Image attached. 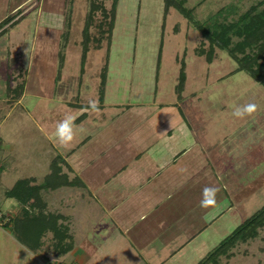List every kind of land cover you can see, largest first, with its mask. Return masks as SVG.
I'll use <instances>...</instances> for the list:
<instances>
[{
    "label": "rangeland",
    "instance_id": "rangeland-1",
    "mask_svg": "<svg viewBox=\"0 0 264 264\" xmlns=\"http://www.w3.org/2000/svg\"><path fill=\"white\" fill-rule=\"evenodd\" d=\"M258 2L262 3L260 6L264 5V0H187L185 6L193 8L194 20L212 26L214 21L236 18L238 14ZM60 4L61 6L58 7L39 2L35 11L37 14L41 12L36 24L42 29L43 27L53 28L61 33L58 42L61 51L65 50L64 59L68 65L65 64L62 70V82L58 86V90L65 92L57 96L66 95L64 97L66 99L86 103L97 101V90L87 89L92 82L90 75L97 74L100 65L107 61L109 86L106 89V100L110 102L120 99L126 102H149L150 99L152 102L149 86L155 83L156 70V100L155 98L154 100L170 103L177 100L174 87L183 62L186 79L182 99H178L180 107L178 109L197 132L203 131L197 134L200 137L199 140L204 138L207 148H212L217 143L216 146L219 145V148H216L217 151L222 148L227 150L238 147V142L244 141V138L252 143L254 133L248 131L253 128H248L247 124H254V127H257L264 115V88L245 70H238L236 61L224 50L216 48L211 62L206 61L205 56H199L196 49L201 46L203 37L200 31L193 26V22H189L176 9L170 8L164 17L163 0H117L110 40L105 38L100 48H93V43H91L88 53L82 59L80 58L82 31L89 11V0H65V3L62 0ZM111 5V0L105 1L108 9ZM221 7H227L223 16L209 17ZM32 14H29V17H32ZM100 20L101 13L96 12L94 22L98 23ZM21 23L9 28L7 33L0 37V264H51L52 261L82 264L83 259L85 260L83 264H159L154 263L157 254L152 255V252L148 250H143L141 254L142 246L141 248L131 247L132 244L130 245L127 236L125 237L113 226H107L109 230L106 228V233L103 235V231L98 230V227H101L100 223L76 224L80 229L73 230L75 233L74 252L59 257L51 247V234H46L43 237L41 248L34 251L21 244L14 232L5 226V223L19 211L16 199L7 197L5 192L21 178L35 177L36 183L43 180L50 171L51 159L57 154L59 143L58 139L55 140L53 137V134L57 132V125L62 121V117L67 118L65 115L69 114L66 112H76V109H67L61 101L57 102V98L55 102H51L47 97L38 99L35 98L36 96H28L21 104H15L11 110L9 108L11 105L5 102L6 73L1 68L5 67L6 57L10 58L16 71H18L20 62L27 64L30 59L35 58L34 53L31 51L29 53L28 47L38 43V36L36 34L34 37L28 32L26 21L25 27L20 26ZM30 34L29 38H24ZM90 34L97 35L96 26L91 27ZM14 45L16 47L21 45V53ZM24 46H28L27 49ZM204 47H208L207 41ZM159 51H161L160 62L155 69ZM50 52L51 54L48 55L52 61L54 53ZM80 65H83V68L85 65L89 66L81 76H79ZM18 72L23 75L21 70ZM32 75L34 76L31 80L32 85L38 87V80L35 74ZM17 80V82L20 81ZM132 83L137 90L142 91L136 96L128 93ZM86 89L90 91L86 92ZM213 96L216 97L215 100L210 99ZM249 103L257 105V111L252 116H245L241 119L232 114L234 107ZM27 108L33 117L27 115ZM71 129V134H73L75 130L72 127ZM246 132L248 135L245 134ZM76 134L79 138L82 137L81 130H77ZM221 136L223 138L226 136V138L222 140ZM256 136L255 138H258L261 135L256 134ZM220 140H222L221 143H218ZM211 151L209 149V152ZM63 169L68 174L71 173L66 166ZM225 178V181L231 180L228 176ZM234 179L239 178L234 177ZM60 189L42 191L43 196L48 200L50 210L59 208L58 202L62 200H59L61 195L57 196L55 193L62 191V188ZM63 199L68 200L66 197ZM260 199L263 201L264 197ZM258 205L259 203L255 205L253 211L261 206ZM79 208H83L81 217L88 216L85 212V208H88L86 205H82L81 202ZM92 210L94 209L91 208ZM79 213L77 212L78 216H80ZM92 215L96 214L92 213ZM103 215L105 214L102 212ZM95 218H93L94 222ZM237 222L231 221L224 228L219 225L213 235L205 231L208 237L202 235L194 238L171 258H166V254L160 257L161 251H159L157 260L162 261L163 259L161 264L198 263L203 257H207V254L216 246L215 244L219 242L218 240L229 233ZM87 226L88 229L85 228ZM73 229L76 228L73 226ZM87 235L96 242L92 244V239L90 240ZM176 240L168 248H176L174 247ZM231 253V256H220V264H264V224L258 228L256 236L246 242L238 243L231 249Z\"/></svg>",
    "mask_w": 264,
    "mask_h": 264
},
{
    "label": "crops",
    "instance_id": "crops-1",
    "mask_svg": "<svg viewBox=\"0 0 264 264\" xmlns=\"http://www.w3.org/2000/svg\"><path fill=\"white\" fill-rule=\"evenodd\" d=\"M39 2L60 7L62 0H0V21L17 13L0 28V37L20 22L22 27L27 23L26 28L32 36H38L37 44L32 47L24 46L25 49L28 47L29 53H34L35 58L30 59L27 64L19 63L17 70H21L23 75L16 71L10 58L6 57L5 67L1 68L6 73L4 100L11 105L10 110L15 104L24 102L28 96H36L38 99L47 97L51 102H55L57 98V102L64 103L67 109H76L75 113L66 112L69 115H65L72 121L71 127L75 130L73 139L62 147L58 140L57 154L51 159L53 161L55 157H61L62 169L66 166L71 171L68 174L63 169L69 180L75 178L81 183L78 186H62V191L55 193L57 196L61 195L59 200H62L58 202L59 208L54 209L67 217L74 247L73 230L80 229L76 224L100 223L102 228L97 225L96 227L103 231V235L106 228L109 230L113 226L127 236L131 247L142 246L141 254L143 250L151 251L152 255L157 254L154 263L161 264L163 259L157 260L159 251L160 257L166 254V258H171L194 238L202 235L208 237L207 232L213 235L219 225L224 228L231 221H238L233 227L235 228L256 211L253 210L257 203L258 206L264 205V200L260 199L264 197V115L257 127L247 124L248 128H253L248 131L254 133L252 143L244 138V141L238 142V147L217 151L219 145L216 146V143L212 148H207L205 139L200 141L197 135L203 131L197 132L180 113L178 99H182L183 89L179 95L174 87L176 101H155L156 70L155 83L149 86L152 102L150 99L149 102L106 100V89L109 86L107 61L100 65L97 74L90 75L92 82L86 87L97 90L99 112L91 111L89 103L66 99V95L57 96L65 92L58 90V86L62 82V70L68 63L64 59L65 50L61 51L58 42L60 31L47 27L42 29L36 24L37 17L41 14L40 11L38 14L35 12ZM31 9L33 10L28 13ZM29 36L31 34L24 38ZM21 45L14 46L20 51ZM50 51L54 53L52 61L48 55L51 54ZM106 64V78L101 96V72ZM157 66L158 63L154 68L157 69ZM86 67L89 66L85 65L83 68L80 65L79 76ZM32 74L38 80V87L32 85ZM17 79L20 81L17 82ZM87 89L85 91L89 92ZM138 92L142 91L137 90L132 83L128 93L136 96ZM28 114L33 117L29 109ZM64 119L66 118L62 117V121ZM76 129L82 131L81 138L76 134ZM248 132L245 134L248 135ZM256 134L261 136L255 138ZM53 137L58 139L56 133ZM225 138L226 136L222 140ZM209 149L212 151L209 152ZM227 176L231 180L225 181ZM234 177L239 179L235 180ZM205 186L218 189L215 194L216 203L208 209L199 206ZM60 188L57 189L61 190ZM78 188L81 190H77ZM57 189L55 190L58 191ZM64 197L68 200L63 199ZM79 201L88 207L85 208L88 216L81 217L83 208H79ZM91 208L94 210L91 211ZM77 212H80V216ZM102 212L105 215L102 216ZM92 213L96 215L93 216ZM235 218L239 220H234ZM85 228L88 229V226ZM87 236L92 239V244L96 242ZM175 240L176 248H168ZM73 252L74 249L68 253ZM83 261L85 262L84 259Z\"/></svg>",
    "mask_w": 264,
    "mask_h": 264
},
{
    "label": "trees",
    "instance_id": "trees-1",
    "mask_svg": "<svg viewBox=\"0 0 264 264\" xmlns=\"http://www.w3.org/2000/svg\"><path fill=\"white\" fill-rule=\"evenodd\" d=\"M106 0H89V11L83 26L82 36V59L93 43L94 48H100L102 41L110 40L113 30L115 5L117 0H111L112 5L108 9ZM187 0H163V16L165 17L170 8L176 9L180 14L193 22V26L200 31L202 41L196 49L199 56H205L206 61L211 62L215 49L219 48L227 52L237 63L238 70H245L251 78L264 88V5L258 2L238 14L232 20L214 21L212 26H207L198 20H194L193 8L185 6ZM227 7H221L209 17H220L224 15ZM96 12L101 13V20L94 22ZM12 16L0 21V28L11 20ZM97 27V35H91V27ZM106 26V28H105ZM208 47L205 48V42ZM161 51L158 54L160 62ZM107 64L101 72V86L99 93L102 96L105 84ZM178 81L175 90L180 95L184 82L185 64L181 63L178 73ZM101 98V97H100ZM61 157H55L50 163V171L44 176L40 183H36L35 177L21 178L15 181L13 186L5 192L9 198H15L19 204V211L5 226L14 232L18 241L30 250H39L43 245V237L51 234V247L57 256H63L74 247L73 235L70 231L66 216L56 210L48 208V202L42 194L43 190H55L62 186L80 185L79 180H69L63 171ZM264 224V205L252 215L239 223L231 232L225 235L197 264H220L222 255L231 256V249L240 242L256 236L258 228ZM72 263V262H71ZM70 263V264H71ZM51 264H69L57 261Z\"/></svg>",
    "mask_w": 264,
    "mask_h": 264
},
{
    "label": "clouds",
    "instance_id": "clouds-1",
    "mask_svg": "<svg viewBox=\"0 0 264 264\" xmlns=\"http://www.w3.org/2000/svg\"><path fill=\"white\" fill-rule=\"evenodd\" d=\"M210 99L215 100L216 97H210ZM89 109L93 112H99L98 102L90 101ZM257 111V105L254 103H249L241 107H234L233 115L237 118L243 119L245 116H252ZM72 121L69 118L59 122L57 125L56 136L62 146H66L73 139L71 134ZM218 191L215 187L205 186L202 189V198L200 200L199 206L204 209L213 207L216 203L215 194ZM211 194V198H210Z\"/></svg>",
    "mask_w": 264,
    "mask_h": 264
},
{
    "label": "built area",
    "instance_id": "built-area-1",
    "mask_svg": "<svg viewBox=\"0 0 264 264\" xmlns=\"http://www.w3.org/2000/svg\"><path fill=\"white\" fill-rule=\"evenodd\" d=\"M1 215V214H0Z\"/></svg>",
    "mask_w": 264,
    "mask_h": 264
}]
</instances>
